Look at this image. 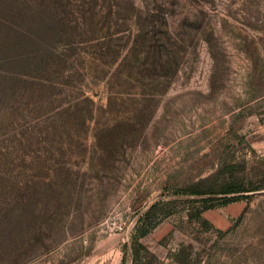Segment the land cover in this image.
<instances>
[{
    "label": "rangeland",
    "instance_id": "rangeland-1",
    "mask_svg": "<svg viewBox=\"0 0 264 264\" xmlns=\"http://www.w3.org/2000/svg\"><path fill=\"white\" fill-rule=\"evenodd\" d=\"M262 129L264 0H0V264H264Z\"/></svg>",
    "mask_w": 264,
    "mask_h": 264
},
{
    "label": "trees",
    "instance_id": "trees-1",
    "mask_svg": "<svg viewBox=\"0 0 264 264\" xmlns=\"http://www.w3.org/2000/svg\"><path fill=\"white\" fill-rule=\"evenodd\" d=\"M56 18L57 17L55 16V19H50L51 22L59 21ZM48 24L50 26L47 25L46 27L47 30H45V33L46 34L48 33V38H47L48 41H45V45H41L40 42H38V48L34 51L35 53L28 54L29 57L26 58V63L28 65V68H30V73L28 74L34 76L36 80L43 79L44 76L49 77L54 74L61 76L63 79L69 78L70 76L67 73L68 71L65 70V67L67 64H69V60L71 57L70 54L77 50L76 47L78 46L77 45L78 42L73 43V34H74L73 32L63 33L61 30L56 28L55 24L52 25L50 21ZM66 41L68 43H65ZM58 45H65L68 48L67 50H70L69 54L68 53H63L61 55L57 54L56 49ZM17 61H21V63L19 64L25 67V64H23L22 59L19 58L17 59ZM124 74H125V81L129 82L132 77L131 73L124 72ZM14 77H16V74H14ZM10 80L21 82L20 79H10ZM26 83L28 85L29 84L33 85V83L36 84V86L39 85L36 82H30V81H27ZM51 83L52 81L50 80V77L48 80L42 81V84L46 86H52L53 83L52 84ZM33 93H34V89H33ZM239 192H241V187L232 186L230 189L226 190V193H239ZM241 198H242L241 195H235L230 198L226 197L225 199L221 200L219 205L213 204V205H209L206 208L207 209L218 208L227 205L230 202L240 200ZM207 209H203V210L205 211ZM148 233L149 230L147 229L142 231L138 235V237H136L133 241V245H132L133 257H134L133 264H144V261L140 255H141V251L147 250V248L140 242V239L147 236Z\"/></svg>",
    "mask_w": 264,
    "mask_h": 264
},
{
    "label": "crops",
    "instance_id": "crops-1",
    "mask_svg": "<svg viewBox=\"0 0 264 264\" xmlns=\"http://www.w3.org/2000/svg\"><path fill=\"white\" fill-rule=\"evenodd\" d=\"M262 130L264 133V129ZM255 148H260L264 150V135H261V137L256 140Z\"/></svg>",
    "mask_w": 264,
    "mask_h": 264
}]
</instances>
